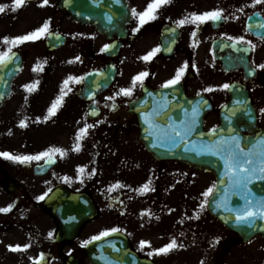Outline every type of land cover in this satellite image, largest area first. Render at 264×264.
I'll return each instance as SVG.
<instances>
[{"label":"flooded vegetation","instance_id":"1","mask_svg":"<svg viewBox=\"0 0 264 264\" xmlns=\"http://www.w3.org/2000/svg\"><path fill=\"white\" fill-rule=\"evenodd\" d=\"M126 2L130 16L120 32L122 39L114 37L109 40L98 33L94 27L78 24L65 15L59 18L51 17L47 20L50 22V32L63 36L64 44L56 51L64 52L65 55L54 59L55 56L47 53L44 38L42 46L47 52L45 51L44 55L42 82L37 85L36 91L29 95L30 102H27L30 108L38 111L39 104L46 96L43 108L46 114L48 107L59 95L60 88L63 86L62 83L52 81L50 78L55 63L68 64L72 72L85 70V73L79 76L84 77L88 72L108 68L113 62L116 76L106 91L98 94H94L93 90L89 93L84 92V80L79 84L73 83V86L69 83L68 87L71 91L64 97V102L58 109V112L69 111L72 114H85V116L88 115L91 104L98 109V118H104L108 125L106 128L110 132V140L113 141L110 144H97L96 148L101 154H107L109 157L115 156L117 141H120V138H123L127 132L132 131L133 119L128 112L129 103L141 96L143 87H161L185 63L188 68L180 83L186 93L190 96H196L199 93V95L211 97L212 91H204L212 87L211 79L208 77V68L202 58L197 60L193 57L195 48L205 41L209 42L220 37L227 39L228 36L244 37L245 40L250 41V44H246L251 48L249 60L257 71L255 79L250 84H264V69L258 67L264 64V38L254 27V24L259 25L260 21L264 24V4L253 7V0H171L170 4L158 10V18L155 21L144 25L138 32H133L138 25L137 20L132 17L131 9L135 8L138 12L143 11L150 0H126ZM216 9L222 10L227 19L209 21L199 26L185 24L178 27L175 23L190 13L200 14ZM70 22L76 27H73ZM171 30H176L179 38L178 47L172 57L165 58L159 52L150 61L140 59L144 56L143 54L146 55L159 46V38L162 35L173 34ZM193 31L197 33L195 38L191 36ZM117 42L120 47L119 53L110 61L105 51L101 52V48L105 44L111 45ZM38 43L41 42H26L15 48L23 57V72L28 67L26 54L36 51L39 47ZM76 57L80 59L76 60ZM134 70H136L135 73H133ZM140 72L149 73L144 79L143 86L141 87L138 83L129 97L117 95L121 88L131 87L132 78ZM236 75L238 80L243 82L242 75L239 73ZM45 90H50V94H42ZM65 90L67 91V88ZM91 94H94L91 101L83 100L85 97L92 96ZM18 99L16 100L17 106L20 102ZM74 105L79 106L80 110L76 111ZM35 121L28 125L29 129H35L42 124V122ZM49 147L35 144H3L0 145V152H9L12 155H35L46 151ZM62 149L66 150V148ZM55 160L53 164H45L43 160L20 164L0 157V208L9 204L13 205L8 213H0V264H34L41 253L44 259L40 261V264H85L87 262L85 249L81 247L82 243L77 240L78 237L72 241H59L56 237L49 238L48 236L50 228L47 222L51 220V215L45 209V202L53 194L63 195L64 192H61V189L75 194L84 193L94 198L98 196L107 198V207L114 217L121 219L124 216L131 195L129 188L122 184H120L122 187H114L118 183H100L95 174L90 175L95 168H89L87 173L78 179L77 173H74L67 165V156L60 158L57 154ZM63 177H69V180L66 182ZM81 180H83L82 183ZM110 188L111 191H109ZM45 192H48V196L43 201H37L36 197ZM227 242L235 243L234 240L228 239L225 242L223 255L213 262L209 260L208 264H239L236 261L245 258L243 254H234ZM24 244L30 245L26 251L11 252L8 250L9 245L23 246ZM130 246L139 257L154 262L153 257L147 255L148 246H145L143 250L132 242ZM257 252L263 260L264 252L258 249ZM252 257L254 261H249V263L257 264V257Z\"/></svg>","mask_w":264,"mask_h":264},{"label":"rangeland","instance_id":"2","mask_svg":"<svg viewBox=\"0 0 264 264\" xmlns=\"http://www.w3.org/2000/svg\"><path fill=\"white\" fill-rule=\"evenodd\" d=\"M11 3L12 0H0V4L11 5ZM22 8H19V11ZM10 13V8L6 9L4 13H0V20L4 19L5 14L12 16ZM70 24L76 27L71 22ZM11 25L13 24L7 20L1 21L0 52L5 51L2 41L7 36ZM9 34H11V31ZM29 53L34 55V52ZM54 55L63 56L65 53L58 52L54 53ZM205 55L209 64L214 66L215 64L210 60L211 58L209 59L208 54L205 53ZM204 62L205 64L207 63L206 60ZM34 68L37 67L34 66ZM34 77L35 80L39 79L36 71L34 72ZM28 79L29 76L25 80L27 83ZM58 81L61 82L62 78L58 79ZM20 83L15 86L14 97L5 105L0 116V144H17L19 143L18 140L22 141L21 144H45L54 147H59L60 144L65 146L66 144L67 165L74 173H76L78 166L85 167V173L82 175H85L89 168H95L97 170L95 175L100 183H119L129 188L131 197L124 216L121 219L115 218L108 211L106 203L103 204L102 202L100 204L102 207L97 203V207H99L98 214L80 230L77 238L80 243L94 235H98L103 230L116 227L121 229L120 232L125 236L129 234L130 236H135L139 241L149 242L151 245L149 251L164 246L173 238L177 240L178 244H183V248H177L168 255H153L152 259L156 264H201V261L204 262L209 249L212 252V259H215V251L218 252L220 248L224 249L225 242L231 236L223 231L217 222L211 219L206 207L203 210L199 207L204 199L201 194L215 183L211 174L189 171L177 163L154 161L139 144L134 129L130 133L127 132L126 135L123 134V138L121 137L120 141H117L116 154L113 157H106L101 154L96 145L92 144L82 146L79 153L73 152L71 149L74 146L72 143L75 132L83 126V116L72 114L69 111H57L55 116L44 121L45 96L41 104H39L40 109L38 111L32 108L28 110L17 108V98L20 101L18 103L19 106L30 102V94L28 95L24 88L26 84L24 82ZM253 100L259 111L264 109L263 86H255L253 88ZM74 107L76 111L80 110L79 106L74 105ZM37 117L40 118L42 124L35 129H30L28 134H23L24 132L20 130L22 128L19 127L20 121L29 122ZM215 117L214 115L209 117L207 126L211 124L210 122ZM262 117H264V113L260 112L261 125L264 124ZM2 120L3 122H1ZM96 125L98 128H103L106 122L98 120ZM69 130L74 131L70 135V140ZM89 130L86 136L89 141H97L98 144H110V142H113L109 136L102 138L101 133ZM95 135L100 136L96 138ZM24 137L25 139L23 140ZM186 172L188 173L187 175ZM185 175L186 178H184ZM149 181H151L149 187L154 190L143 194L137 191ZM92 199L95 201L94 197ZM195 215H198L199 219L192 218ZM47 225L54 236L56 232L54 220H48ZM181 232L184 234L183 236L180 235ZM227 243L234 254H243L245 257L240 261H236V263L245 264V262H252L254 261L252 256H255L257 257V264H264V259L262 260L257 252V249L264 252V244L257 243L255 246L254 243H249V245L242 246L240 244ZM85 264L88 263L85 262Z\"/></svg>","mask_w":264,"mask_h":264},{"label":"snow or ice","instance_id":"3","mask_svg":"<svg viewBox=\"0 0 264 264\" xmlns=\"http://www.w3.org/2000/svg\"><path fill=\"white\" fill-rule=\"evenodd\" d=\"M67 2V0H66ZM119 2V0H117ZM26 3V0H12L11 5L0 4V13H4L6 9L10 8L12 12H16L19 8L23 7ZM171 3V0H150L146 5L143 11H137L135 8L131 9V14L134 19L137 20V27L133 29V32H138L141 27L144 25L155 21L158 18V10ZM49 4V0H42V3L39 5L43 7ZM264 4V0H253L252 6ZM107 19L111 22L112 17L108 16ZM222 19H227L223 15L222 10L216 9L211 11H205L203 13H190L183 19L177 20L175 23L178 27L184 26L185 24L192 25H203L206 22H216ZM251 19V17H249ZM260 27H264V24H261ZM174 31V30H171ZM53 33L50 32V22L45 21L42 26L36 28L33 31H30L23 35H18L15 37L3 38L2 43L7 46V49L3 52H0V65H4L7 62L13 60L14 54L13 49L18 47L21 44L26 42H35L45 36H52ZM197 33L193 31L191 36L195 38ZM57 39L59 37L57 36ZM228 40L233 41L234 44H250V41L244 39V37H232L228 36ZM253 47H255L253 45ZM110 45L105 44L101 48V52L109 50ZM160 47L157 46L149 51L146 55L140 57L144 61H150L157 53L160 52ZM241 51L246 52L247 49H241ZM79 57H76V60H79ZM71 63V61H69ZM195 67V65H193ZM260 69H264V64L258 65ZM188 68L187 63L182 65L175 71V75L167 80L161 85V88H174L179 85L182 78L185 75L186 69ZM36 68H33V71H36ZM149 75L148 72H140L138 75L132 78V86L129 88H121L117 95H123L129 97L133 94V89L139 83L140 86H143L144 79ZM84 80V77L68 76L66 80L63 81V86L60 88V93L56 99L48 107L46 114L43 117L44 121L49 120L51 117L55 116L58 109L62 106L64 102V97L71 91V88L68 87L69 82L79 84ZM231 86L229 84H224L223 89H229ZM24 88L27 92H33L36 90V83L26 84ZM67 88V91L65 90ZM205 92L213 91L212 88L204 89ZM151 92L148 93V96H152ZM199 95V93H197ZM112 99V97H109ZM236 105H240L242 101H234ZM168 105L169 102L167 98H162L161 101L154 102V106L150 112H142V118L146 125H148L149 131L148 136L154 137V142L152 143L153 148L164 147L167 150L171 151L176 148L183 147V150L186 153H194L197 157L201 156H211L216 157L223 163L224 173L223 176L226 177V186H218L216 183H213L208 187L201 195L203 196V201L199 205L200 209L203 210L209 203H214L215 207L220 209L223 208L226 212L232 214L234 217V222L237 226L246 225L249 229H254L257 221H264V192L257 194L254 192L253 188L250 185H254L257 181L264 183V137L256 139L254 142L249 141V144L246 146H241L242 138L239 135H223L220 134L218 139L212 141L200 140L199 142L196 139H192L194 133L198 126V118L201 114L202 108L199 103L195 104L191 108L189 113L187 110L184 111V119L180 122L174 123L171 122V117L168 115ZM237 109H233L232 115H235ZM261 113H264V109L260 110ZM95 114V110L92 113ZM162 117L166 118L169 122L166 127H162L160 124L156 123V118ZM224 119L231 124V117L225 115ZM37 123L41 122L40 118L37 117ZM79 123V122H77ZM27 125L24 120H21L19 123L20 128H25ZM94 125L85 123L83 127L79 128L75 135L76 143L72 147V151L79 153L81 151V141L87 136L88 130L93 128ZM219 129L213 127L209 130L207 135L215 137L218 134ZM234 131V129H233ZM59 154L60 158H64L67 155V152L59 147H49L46 151H42L35 155H12L9 152H0V157L20 163L25 164L32 161H41L43 160L45 164H53L56 162L55 157ZM77 178L85 173V167L78 166L76 168ZM95 174V169L92 170L90 175ZM67 182L69 177H63ZM81 183L83 180L80 181ZM151 181L143 184L138 192L141 194L152 191L149 187ZM114 187H122L119 183ZM112 189L110 188L109 191ZM50 191V190H49ZM48 196V192L43 193L42 195L36 197L37 201H43ZM212 198L210 200L209 198ZM232 197H238L239 201H242V204H238L236 207L230 206ZM13 205L9 204L6 207L0 208V213H8L12 210ZM123 214V213H122ZM195 219H199L198 215H195ZM261 231H264V227H261ZM121 229L113 227L108 230L101 231L98 235L92 236L88 240H84L81 244V247H85L93 241L101 240L105 237L112 235L113 233L120 232ZM181 236L184 234L181 232ZM49 238L53 236L52 232L48 234ZM145 246L151 247L149 242L141 240L139 242V248L143 250ZM30 245L24 244L21 245H9L8 250L11 252H23L26 251ZM177 248H183V244H178L175 238L171 239L170 242L165 244L162 247L153 249L147 253L148 257L168 255L170 252ZM118 251V249H113ZM31 259V258H30ZM44 259L43 254L41 253L39 259H37L34 264H40V261ZM112 264V262H109ZM201 264H204L201 261Z\"/></svg>","mask_w":264,"mask_h":264},{"label":"water","instance_id":"4","mask_svg":"<svg viewBox=\"0 0 264 264\" xmlns=\"http://www.w3.org/2000/svg\"><path fill=\"white\" fill-rule=\"evenodd\" d=\"M58 8L62 11L68 13L74 19L80 22H85L88 20L94 21L92 15H98L97 18L103 17L107 13H118L125 14V7L123 5V0H55ZM238 45L234 44H222L218 45L215 43L213 45L214 56L219 60L225 70H230L237 63V53ZM221 51L226 55V57L221 56ZM242 67L243 64H241ZM5 83H0V103L5 97L8 86ZM151 92L153 95L148 96ZM167 98L168 105V115L171 117V122L179 123L180 120L184 119V111L187 110L191 112L193 105L199 103L201 105L202 111L198 118V126L196 133H194L192 139H196L198 142L200 140L212 141L218 139L220 134L227 135H239L242 138L241 146H246L249 141H255L260 137H264V130L257 129L256 113L253 110L252 104L250 102V97L244 88L241 87H231L229 90V101L227 105L221 109L219 113L218 127L219 131L217 136L212 137L207 135L203 131V120L205 115L210 110V105L208 102L195 99L187 100L182 97V92L177 88H168L160 90H145L143 97L132 107V113L137 119L139 139L143 143L145 149L153 156L154 159L158 161H177L180 164L191 167L195 170H204L213 173L215 176L216 184L218 186H226V177L223 176L224 168L223 163L216 157L211 156H201L197 157L194 153H186L183 147L173 149L171 151L164 147L153 148L151 145L154 142V137L148 136V125L145 124L142 118V112H150L154 106V102L161 101L162 98ZM242 101L240 105H236L234 101ZM233 109H237L235 115H232ZM225 115L231 117V124L224 119ZM169 121L166 118L157 117L156 123L160 124L162 127H166ZM234 129V131H233ZM243 132L249 133V136H243ZM254 192L260 194L264 192V183L257 181L254 185H250ZM212 200V198L210 199ZM57 203H62L61 205L53 204L52 212L55 213L56 210L59 211L66 209L63 212L58 213V220L65 221L66 219L71 220L77 218L78 221L67 226L70 231H76L82 221H87L91 211L88 203L79 198H74L73 196L64 197V199L56 200ZM238 204H242L238 197H232L230 206L236 207ZM208 211L210 215L219 221L225 228L234 232L238 237L246 242L250 239L261 236L264 238V231H261V227H264V221H257L254 229L247 228L246 225L237 226L234 222V217L232 214L223 210V208H216L214 203L208 204ZM85 215V216H84ZM62 230L65 228L62 227ZM118 237L121 240L123 238L118 235H110L99 241L94 242L88 250V255L92 264H137L132 260L133 255L126 250V247L122 245V241H113V238ZM119 244L122 246V250L116 252L112 249L111 245ZM139 264V263H138Z\"/></svg>","mask_w":264,"mask_h":264}]
</instances>
